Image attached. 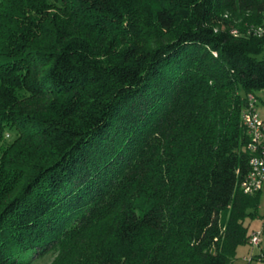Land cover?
Instances as JSON below:
<instances>
[{
  "label": "trees",
  "instance_id": "trees-1",
  "mask_svg": "<svg viewBox=\"0 0 264 264\" xmlns=\"http://www.w3.org/2000/svg\"><path fill=\"white\" fill-rule=\"evenodd\" d=\"M263 55L264 0H1L0 264H232Z\"/></svg>",
  "mask_w": 264,
  "mask_h": 264
},
{
  "label": "built area",
  "instance_id": "built-area-1",
  "mask_svg": "<svg viewBox=\"0 0 264 264\" xmlns=\"http://www.w3.org/2000/svg\"><path fill=\"white\" fill-rule=\"evenodd\" d=\"M247 100L248 106L242 115V122L250 139L247 150L251 159L249 172L240 182V189L245 195L251 196L264 188V120L259 116L258 97L251 93L247 95ZM249 235V244L261 246L264 236L262 231Z\"/></svg>",
  "mask_w": 264,
  "mask_h": 264
},
{
  "label": "crops",
  "instance_id": "crops-1",
  "mask_svg": "<svg viewBox=\"0 0 264 264\" xmlns=\"http://www.w3.org/2000/svg\"><path fill=\"white\" fill-rule=\"evenodd\" d=\"M263 189H262V191H263ZM262 191H261V193H262ZM261 196L263 197V195H261ZM260 204H261V198H260ZM263 205L261 204V206H259L258 214L262 210L261 208H263ZM250 220L251 219L246 220V222H245L246 227H248L247 221H250ZM256 220L258 223L255 225V227L252 229L251 232L249 231V234H251L252 232H255V231H262L263 235H264V213L259 214L258 217L255 219V221ZM252 223H254V221H252ZM248 229H250V228H248ZM232 264H264V236H263V242H262L261 246L255 247V246L249 244V242H247L244 245L239 246L237 248L236 258Z\"/></svg>",
  "mask_w": 264,
  "mask_h": 264
},
{
  "label": "rangeland",
  "instance_id": "rangeland-1",
  "mask_svg": "<svg viewBox=\"0 0 264 264\" xmlns=\"http://www.w3.org/2000/svg\"><path fill=\"white\" fill-rule=\"evenodd\" d=\"M1 2V0H0ZM264 58V55L261 57ZM257 97H258V111L260 113L259 116H261L262 119H264V90L257 92ZM15 134L10 133L7 135V140H9L10 142L13 141L15 138ZM260 195H263V197L261 196V204H264V189L262 191V193ZM260 204V206H261ZM262 210L259 212V214L264 213V205L263 208H261ZM252 221H254V223H252ZM247 226L249 229V231L251 232L252 229L255 227V225L258 223L257 220L255 221V219L247 221ZM251 222V223H250ZM57 253L55 252H49L44 256H39V257H34L31 253L25 254L24 257H26L27 259H30L31 262L30 264H52L54 262V260L56 259Z\"/></svg>",
  "mask_w": 264,
  "mask_h": 264
}]
</instances>
